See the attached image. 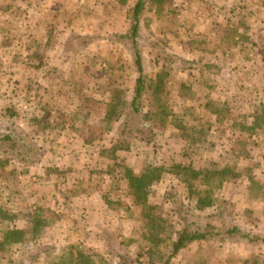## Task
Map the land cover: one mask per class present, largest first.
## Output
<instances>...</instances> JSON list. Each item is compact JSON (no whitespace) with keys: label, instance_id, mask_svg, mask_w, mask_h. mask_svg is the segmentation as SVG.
<instances>
[{"label":"rangeland","instance_id":"obj_1","mask_svg":"<svg viewBox=\"0 0 264 264\" xmlns=\"http://www.w3.org/2000/svg\"><path fill=\"white\" fill-rule=\"evenodd\" d=\"M138 1L67 0V19L48 24L61 35L63 29L67 30L64 59L72 60L64 69L60 68L61 62L51 58L54 56L45 54L48 50L44 54H35L40 66L31 68L20 60L19 54H13L9 39L10 44L6 46V51L11 54L7 61L9 65L5 62H2L3 67L0 65V126L12 124L17 127L26 141L36 148L38 160L42 162L26 164L0 153V264H264V242H247L231 235L195 241L170 259L176 234L191 221L219 224L226 220L227 226L234 224L264 238V130L247 133H211L209 130L210 118L205 108L209 105L207 93L214 85L209 83L210 69L206 68L207 72L199 75V80L195 73L198 72L195 65L196 59L200 58L196 52L200 42L192 33L193 23L187 18L192 10V1L188 0H145L140 17L139 48L146 80L141 121L148 126H144L143 134L133 135L123 130L124 123L120 121L127 117L128 103L139 73L118 36L130 29ZM13 6L10 4L8 11L10 27H17L27 20L36 21L34 12L25 10L22 17L12 9ZM97 26H103L101 32ZM25 36L26 33L19 34L17 38ZM52 36L49 39L52 46L62 39L54 33ZM247 56L250 62H258L253 64L255 67L250 66L242 72H257L264 76V47L247 53ZM47 64L48 68H44ZM53 70L56 72L52 76ZM41 74L51 75V78L46 77L41 83ZM63 76L68 77L65 84L60 83ZM50 83L67 92L65 103L78 97L76 101L95 111L101 107L104 111L110 109V115L104 120V132L114 135L116 145L127 150L117 152L116 157L121 162L111 173L108 171L109 185L117 187V175H129L131 180L134 173L142 176V172L155 167L161 168L164 176L149 190L145 201L133 204L134 208L129 206L134 201L132 189L123 194L124 190L119 186L117 191L121 192L116 193L125 198L113 207L116 212L113 213L116 217L114 228H104L101 233L106 244L95 249L79 246L83 253L74 252L77 250L75 244L70 249L66 247L67 251L62 252V249L66 245L64 239L67 237L70 241V237L75 236L67 234L66 227L78 225L76 217L85 208V200L79 194L76 203L72 195L71 201L63 197L69 192L67 181H64L65 194L55 201L57 210L64 213L59 214L62 221L53 219L49 211L40 218L46 225L36 231L33 225L37 213L32 214L33 209L40 205L46 207L47 203L28 195V191L34 193L36 183L21 176L29 170L42 174L49 171L44 166L48 165L52 150L49 146H39L36 137L41 136L46 144L51 140L50 136L36 127L40 118L34 121L36 126L29 124L35 109L47 114V108H43L45 101L33 100L32 105L22 103L27 95H35L37 99L51 95ZM85 90L88 93L81 94ZM261 91L259 88L258 92ZM48 103L51 108L53 103ZM217 104L213 103V106ZM9 110L17 111L16 120L7 117L11 116ZM233 110L235 120L237 116L239 118L235 124L238 127L245 124V111L234 104ZM260 117L264 122V116ZM46 119H49L47 115ZM29 127H36V134ZM97 134L100 135V130ZM202 138L204 141L200 140ZM189 164L203 173L222 171V183L217 175H211V184L205 185L207 181L202 182L199 178L187 184L180 177L169 174L174 167ZM24 181L29 187L27 190L17 187L24 185ZM206 192L210 193L213 206L200 208L199 199L204 198ZM110 224L112 226V222ZM8 233L14 234L7 243ZM97 248L99 253L112 250L115 254L112 258L95 259L90 252Z\"/></svg>","mask_w":264,"mask_h":264},{"label":"crops","instance_id":"obj_2","mask_svg":"<svg viewBox=\"0 0 264 264\" xmlns=\"http://www.w3.org/2000/svg\"><path fill=\"white\" fill-rule=\"evenodd\" d=\"M188 1H192V10L190 12L191 15L187 18L193 23L194 31L192 33L200 42V46L196 51L200 58L196 59L197 64L195 65L198 68V72L195 73L198 74L199 80V75H204L207 72L206 68L210 69L209 83L214 85L213 90L211 91V87L207 93L209 105L205 108L210 118L208 122L209 130L211 133L214 131L247 133L250 130H264V122L257 120V116H261L264 109V76L257 72H252L251 74L242 72L245 71V68L254 66L253 64L258 62L257 60L250 62L247 53L260 51L264 47V0ZM10 4L14 5L12 9L17 14L22 15V17L25 14V10L31 11V13L34 12L36 21L27 20V22L23 21L17 27H10L8 24ZM68 10L67 0H0L1 67H3L2 62H5L6 66L9 65L7 61L10 60L11 54L6 51V46L10 44V38L12 43L11 49L14 51L13 54H19L20 60L29 64L31 68L35 69L40 66L38 62L40 60L36 58L35 54H44L47 50L48 52L45 54H51L55 57H51L52 59H55L56 62H61V69L68 67L72 59L69 61H65L64 59L66 38L68 36L67 30L63 29L61 31L63 34L61 35L59 31L54 29V26H48L49 22H53V20L59 23L60 21L64 22L63 20L67 19L66 17L69 15ZM10 15L13 14L10 13ZM102 27L97 26L99 30ZM25 33L26 36L24 38H17L19 34L23 35ZM53 33L56 37L59 35L62 39L55 44L53 43L54 45L52 46L49 39L51 40ZM126 33L125 31L122 34ZM26 51H29L28 55H26ZM14 55L11 56V59ZM50 65L52 66V64ZM133 65L135 67L134 62ZM48 66L49 64L44 66V68H48ZM51 72L53 76L56 71L53 70ZM51 75L41 74V77H43L41 83H44L46 77L51 78ZM66 79L68 77L63 76L60 83L65 84ZM50 84L51 86L48 88L51 90V95L48 97L42 96L40 99H37L35 95H27L24 103H22L23 105H27L30 102L28 105H32L34 103L33 100L45 101L43 108H47V114L38 112L35 109L30 115L29 124L36 126L34 121L40 118L36 127L47 131L46 134L50 136L51 140H48L46 144L41 140V136L37 135L36 137V141L40 143L39 146H49L50 150H52L49 163L44 166L49 171L42 174L41 172L35 173L29 170L21 176L25 177L24 180L33 179L36 183L34 193L28 191V195H33L34 200L37 201L41 199L43 204L47 203L46 207L40 205L33 209L32 214L37 213L35 224L33 225L36 231H39L38 229L46 225L44 221H40V218L41 215L49 213V211L52 212L53 219L59 218L62 221L61 215L63 211L57 210L58 207H55V201L58 200L60 195L65 194L64 181H67L66 185L69 192L63 197L71 201L70 196L72 195L76 203L78 202L77 194H79L85 200V208L76 217L75 222L78 225L70 224L68 226L67 222V234L73 233L75 236L73 239L70 237V241L66 237L64 239L66 245L62 249V252L64 250L67 251L66 247L70 249L75 244L77 250L74 252L81 253L82 251L79 250V246L83 248L87 245L89 248L95 249L96 247L101 248L103 243L106 244L102 239L101 233L104 231V228H110L111 230L114 228L113 221L116 220V217L114 218L113 213L116 212L113 207L114 205L117 206L125 198L116 192H121L117 191L119 186L124 190L123 194H127L131 190L132 179H129V175H117L115 177L117 187L113 184L109 185L107 182L109 180L108 171L111 173L112 169L117 167V164L121 162V159L116 157L117 152L127 149H123L119 145L117 146V139L114 138V135H108V133L104 132V120L105 117L110 115V109L104 111V107H101L100 110L97 109L95 111L87 106H83L81 101H76L78 97H74L70 102H66V104L64 100L67 92H62L57 86L53 87L52 83ZM259 88H262L260 93L258 92ZM85 92L88 93V90L81 92V94H85ZM77 93L79 94V88H77ZM133 95L134 88L131 99ZM131 99L128 103L127 114ZM49 101L51 104L53 103L51 108L48 103ZM70 103L74 104L71 105ZM213 103L218 104L214 107ZM22 104L20 105L22 106ZM233 104L234 106L238 105L241 111L244 110V114H246L245 124H241L239 127L235 124L239 118L237 115V119L235 120L234 118L235 115L233 114L235 111L233 110ZM22 108L25 109L26 107ZM45 114L49 119H46ZM17 115L13 117H11L12 115H8L7 117L12 120ZM83 115L90 118L86 120ZM120 122L124 123L123 130L125 132L136 135L135 132L127 130L125 126L126 118ZM11 125L3 124L0 128ZM36 127H33V129L29 127V130L36 134ZM97 130H100V135L97 134ZM17 131L21 133L18 128ZM112 131L115 132L114 130ZM38 157L30 162L16 161L26 164L34 162L33 164H35L39 162ZM138 158L142 159V157ZM141 162L145 164L144 161ZM141 174H144V172ZM134 177L140 176L134 173ZM25 182L24 185L19 184L17 187L29 189V187H26ZM133 204L134 201L132 200L129 206L134 208ZM59 214H61V217ZM110 222H112V226ZM71 229H73L72 232ZM97 249L93 250V253L90 252V254H94L95 259L102 257L109 258V256L112 258L113 254H115L112 250L99 253L100 249Z\"/></svg>","mask_w":264,"mask_h":264},{"label":"trees","instance_id":"obj_3","mask_svg":"<svg viewBox=\"0 0 264 264\" xmlns=\"http://www.w3.org/2000/svg\"><path fill=\"white\" fill-rule=\"evenodd\" d=\"M145 7V0H139L136 6L133 9L132 22L130 29L126 34L118 36L119 42L127 47L128 52L133 59L135 67L139 73L138 78L135 82L134 95L131 99L129 105V112L126 115V128L129 132H135L136 134H143L144 129L148 125H144L145 121H141L144 116V99L146 93V80H145V68L143 65L142 55L139 48V36H140V17ZM158 91L161 88L157 87ZM10 112V111H8ZM163 114V112H162ZM10 115L15 116L16 112L11 111ZM261 116H264V112ZM258 121H263L262 117L257 116ZM144 122V123H143ZM204 141V139H200ZM0 152L3 154H10L16 158L18 161L30 162L33 158L38 157V151L36 148L29 142L26 141L25 137L17 131L13 125L8 127L0 128ZM192 164V163H190ZM178 165L174 167L172 174L174 176L180 177L183 182L191 183L200 179V181H207L205 185L211 184V175H217L222 179V171L218 174L216 173H203L202 171L196 169L192 165ZM149 172V173H147ZM216 172V171H215ZM227 172V171H226ZM162 169L155 167L154 169H148L142 176L134 177L132 179L131 189L134 196V204L138 205L141 202L147 199L149 195V190L155 185V183L163 179ZM209 183V184H208ZM204 198L199 199L198 206L203 207H212L213 199L211 198L210 193H204ZM229 224V223H228ZM14 233H8L6 239L12 237ZM19 234V233H17ZM176 240L173 244V250L170 256V259L174 258L180 253V251L185 248L187 245L195 242L206 240L213 237H220L221 235H231L236 238L245 240L247 242L258 243L264 242V238L258 235H252L248 231L242 229L237 225L227 226L226 220L220 221L219 224H215L213 221L201 222V221H191L188 226L183 230L179 231L177 234Z\"/></svg>","mask_w":264,"mask_h":264}]
</instances>
